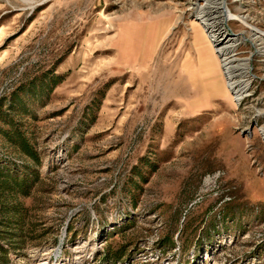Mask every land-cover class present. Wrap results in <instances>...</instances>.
<instances>
[{"label":"rangeland","instance_id":"374dc122","mask_svg":"<svg viewBox=\"0 0 264 264\" xmlns=\"http://www.w3.org/2000/svg\"><path fill=\"white\" fill-rule=\"evenodd\" d=\"M206 3L0 0V105L41 161L0 133L39 173L0 190V264H264V0H225L240 98Z\"/></svg>","mask_w":264,"mask_h":264},{"label":"bare ground","instance_id":"6f19581e","mask_svg":"<svg viewBox=\"0 0 264 264\" xmlns=\"http://www.w3.org/2000/svg\"><path fill=\"white\" fill-rule=\"evenodd\" d=\"M206 5L201 6L199 8V16L201 22L204 23V25L211 29L213 32V43L211 37L207 35L205 32L204 35L208 38V44H216L215 47L218 49V53L222 54L224 56V62H225V73L227 78L229 79V82L231 86L240 93L238 94L239 98L244 95V92L246 91V88L248 87V83L243 82V80H236L235 76L237 74L245 75L244 73H247V66L246 64H233L232 62L234 59H231V56L229 55L231 52L235 50L236 44H238V38H231L228 36L222 26V24L227 19V12L225 10V0H206ZM217 13V15H214L213 13ZM239 20L242 22H246L245 18L242 16H236ZM254 38L257 40L263 39L264 35H262L259 31H255L253 34ZM240 70V73H237V71ZM235 79V80H234Z\"/></svg>","mask_w":264,"mask_h":264},{"label":"trees","instance_id":"16d2710c","mask_svg":"<svg viewBox=\"0 0 264 264\" xmlns=\"http://www.w3.org/2000/svg\"><path fill=\"white\" fill-rule=\"evenodd\" d=\"M60 79V76H55L53 84L58 83ZM2 105L1 103L0 118L4 121V124L11 125V129L0 128V133L8 141L19 147L26 155L30 156L36 163H40V156L35 152L29 138L15 125L9 117V112L2 110ZM11 107L10 111L14 110ZM25 171L27 172L22 176L16 165L9 168L5 164L2 165L0 163V190L19 191L23 195H29L31 188L38 179L39 173L35 170H29V168H26Z\"/></svg>","mask_w":264,"mask_h":264}]
</instances>
